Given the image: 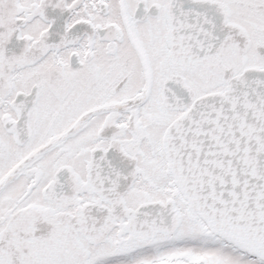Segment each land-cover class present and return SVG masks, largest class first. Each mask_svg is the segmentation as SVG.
Listing matches in <instances>:
<instances>
[{"label":"snow or ice","instance_id":"snow-or-ice-1","mask_svg":"<svg viewBox=\"0 0 264 264\" xmlns=\"http://www.w3.org/2000/svg\"><path fill=\"white\" fill-rule=\"evenodd\" d=\"M0 264H264V0H0Z\"/></svg>","mask_w":264,"mask_h":264}]
</instances>
